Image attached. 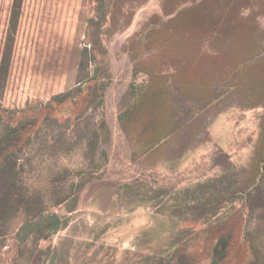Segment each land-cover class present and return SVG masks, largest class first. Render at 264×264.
Segmentation results:
<instances>
[{"label":"rangeland","instance_id":"obj_1","mask_svg":"<svg viewBox=\"0 0 264 264\" xmlns=\"http://www.w3.org/2000/svg\"><path fill=\"white\" fill-rule=\"evenodd\" d=\"M201 1L177 0L198 9L173 24L162 0H112L101 56L88 40L101 0H0V147L20 136L0 264H210L224 245L222 264H264V178L206 222L146 202L218 177L242 187L259 157L264 177V0ZM153 82L191 115L158 152L125 116ZM38 210L63 227L27 235Z\"/></svg>","mask_w":264,"mask_h":264},{"label":"trees","instance_id":"obj_2","mask_svg":"<svg viewBox=\"0 0 264 264\" xmlns=\"http://www.w3.org/2000/svg\"><path fill=\"white\" fill-rule=\"evenodd\" d=\"M101 7L99 9V16L96 19L88 21V28L91 30L89 35V43L92 48L98 50L101 56H105V51L102 50V44L100 40V31L106 24V15L112 7V0H101ZM177 0H162V14L166 17H171L169 20L171 23H179L178 20L182 16L189 15L192 10L198 8H184L178 9L176 5ZM205 0H202L198 7H204ZM107 2V3H106ZM195 0H180L181 4L194 3ZM109 6V7H108ZM193 17V16H190ZM197 16L194 15V20H197ZM103 54V55H102ZM91 81L95 82L98 87L104 88L103 78L97 73ZM96 88V87H95ZM94 88V89H95ZM167 87H159L154 82L151 83L146 91L140 95L139 99L135 101L131 110H129L125 116L129 121H135V115L140 116V119L134 122L133 127L139 128V122L144 121L142 124H146L148 135L146 136V143L143 145V149L151 150L152 152H158L161 144H170L176 137L181 135L186 129V124L189 121L191 115L189 110L184 109L182 100L178 99L176 95L170 96L167 101L164 99L167 96L163 93L162 89ZM94 89L92 92H94ZM91 92V93H92ZM170 94V93H169ZM163 96V97H162ZM93 97V94L90 96ZM90 98V99H91ZM174 98V101L171 100ZM89 99V100H90ZM183 108L180 110V108ZM180 113L178 114V111ZM188 115V116H187ZM194 140L189 139L190 145L183 147V153H187L191 149L199 147L207 138L206 131L199 132L193 136ZM20 139L19 135H9L6 146L0 147V219L4 217L8 203L11 199V191L13 186L9 184V174H13L15 167V161L12 160V153L15 150V142ZM158 150V151H156ZM263 160V158H262ZM258 162L253 167V178L251 181L234 188L231 183H227L223 177H218L205 182L196 183L191 187H186L180 190L160 188L155 191L154 195L150 197L146 202L152 204L154 207L161 208L164 214H167L173 218L183 219L186 222H206L210 219H214L219 215L221 206L225 203L232 204L237 199V196H242L241 192L248 190L258 178L263 180V176H260L261 167ZM18 200V199H17ZM23 202V201H19ZM27 212H31V205L27 201L24 202ZM43 211H34V219H36L34 226L27 227V235L37 234L39 237L47 238L50 234L56 233L64 225L61 218L56 215L43 216ZM32 217V218H33ZM225 251L220 259H214L210 264H222L224 260L228 258L227 246L224 245L221 252ZM216 253V250H214ZM218 254V253H216Z\"/></svg>","mask_w":264,"mask_h":264}]
</instances>
